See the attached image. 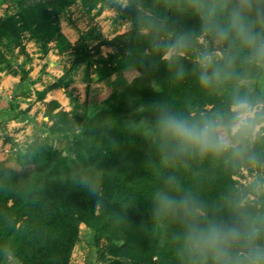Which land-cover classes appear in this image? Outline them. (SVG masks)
Wrapping results in <instances>:
<instances>
[{"label": "trees", "instance_id": "16d2710c", "mask_svg": "<svg viewBox=\"0 0 264 264\" xmlns=\"http://www.w3.org/2000/svg\"><path fill=\"white\" fill-rule=\"evenodd\" d=\"M115 1L30 3L20 8L16 16L0 20V44L17 41L25 33L44 47L60 38L55 19L66 8L78 2L89 11L97 5L116 6ZM166 4L167 0H127L124 17L132 22L134 32L142 28L136 17L144 10L166 14L177 28L195 26L192 20ZM141 58L147 62L151 50L143 38L135 35L123 48L100 60L93 69L97 80L126 67L134 68L140 76L122 91H113L104 107L88 116L82 134L72 136L63 149L30 146L19 170L0 171V258L2 249H8L22 264H67L77 240L78 224L83 223L97 233H105L110 241L122 242L120 247L126 250L127 260L116 259L108 264H152L153 258L157 264H167L170 260V252L163 243L166 227L155 224L148 213L147 198L158 181L145 166L149 155L147 141L139 136L143 131L141 118L147 115V106L155 101H168L175 109L194 116L209 114L203 107L213 102H219L218 108L225 106L226 96L201 89L191 76L172 78L162 64L156 71L145 72L138 64ZM245 71L240 81L258 80L264 72ZM140 105L145 109L135 112ZM58 107L57 102L51 101L49 113ZM254 146L258 151L264 150V137H259ZM230 161L192 160L187 168L178 167L176 174L183 187L199 194L207 211L226 215L224 197L232 195L240 202L242 199L233 180L241 163H231H237L231 168ZM98 169L104 170L98 185L104 203L91 206L87 194L68 177Z\"/></svg>", "mask_w": 264, "mask_h": 264}, {"label": "clouds", "instance_id": "9594fccd", "mask_svg": "<svg viewBox=\"0 0 264 264\" xmlns=\"http://www.w3.org/2000/svg\"><path fill=\"white\" fill-rule=\"evenodd\" d=\"M166 7L195 26L174 27L166 14L154 11L138 15L142 28L135 35L151 50L147 62L138 61L140 68L152 72L162 64L172 78L191 76L201 89L225 94L226 105L199 116L179 111L168 101L147 106L139 136L148 143L145 166L158 181L147 198L149 216L166 227L163 243L170 264H264V207H241L239 199L226 195V215L209 212L199 194L183 187L176 174L192 160L264 163V150L254 146L257 134L264 137L259 131L264 128V99L239 86L245 70H264V0H167ZM103 172L68 177L87 194L91 206L104 203L98 189ZM251 190L264 193V177L254 180Z\"/></svg>", "mask_w": 264, "mask_h": 264}, {"label": "rangeland", "instance_id": "374dc122", "mask_svg": "<svg viewBox=\"0 0 264 264\" xmlns=\"http://www.w3.org/2000/svg\"><path fill=\"white\" fill-rule=\"evenodd\" d=\"M38 1L0 0V20L16 16L20 8ZM115 4L118 7L97 5L88 11L77 2L66 8L55 19L60 38L44 47L25 33L17 41L0 44V171L19 170L30 146L63 149L72 136L82 134L88 116L102 109L113 91H122L140 76L134 68L126 67L97 80L93 71L100 60L123 48L137 33L132 22L124 17L127 0H116ZM239 86L250 95L264 99V72L258 80H242ZM51 101L59 107L49 113ZM217 104H208L203 111L211 113L218 109ZM259 131L264 132V128ZM235 162L231 160L229 166L233 168L237 163H231ZM261 177H264V163H241L233 176L242 198L241 206L264 207V193L251 190L252 182ZM121 243L110 241L105 233L79 223L67 264L127 260L128 254L120 247ZM152 261L157 264L156 258ZM0 264L22 262L8 249H2Z\"/></svg>", "mask_w": 264, "mask_h": 264}]
</instances>
